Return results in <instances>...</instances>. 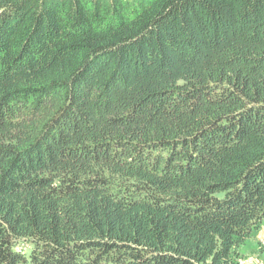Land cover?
<instances>
[{"label":"trees","instance_id":"trees-1","mask_svg":"<svg viewBox=\"0 0 264 264\" xmlns=\"http://www.w3.org/2000/svg\"><path fill=\"white\" fill-rule=\"evenodd\" d=\"M264 225V0H0V264H241Z\"/></svg>","mask_w":264,"mask_h":264},{"label":"rangeland","instance_id":"rangeland-1","mask_svg":"<svg viewBox=\"0 0 264 264\" xmlns=\"http://www.w3.org/2000/svg\"><path fill=\"white\" fill-rule=\"evenodd\" d=\"M263 227L264 225L261 229ZM260 230L254 236L248 237L238 248L241 264H264V235L260 234Z\"/></svg>","mask_w":264,"mask_h":264},{"label":"crops","instance_id":"crops-1","mask_svg":"<svg viewBox=\"0 0 264 264\" xmlns=\"http://www.w3.org/2000/svg\"><path fill=\"white\" fill-rule=\"evenodd\" d=\"M260 234L262 235H264V227L260 230ZM260 235H258V237H259Z\"/></svg>","mask_w":264,"mask_h":264}]
</instances>
